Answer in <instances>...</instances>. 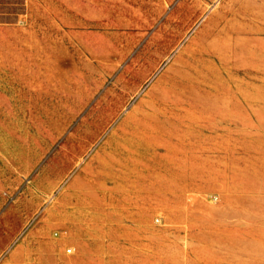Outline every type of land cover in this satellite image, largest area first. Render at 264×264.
Returning <instances> with one entry per match:
<instances>
[{
	"label": "rangeland",
	"instance_id": "rangeland-1",
	"mask_svg": "<svg viewBox=\"0 0 264 264\" xmlns=\"http://www.w3.org/2000/svg\"><path fill=\"white\" fill-rule=\"evenodd\" d=\"M0 264H264V0H0Z\"/></svg>",
	"mask_w": 264,
	"mask_h": 264
}]
</instances>
